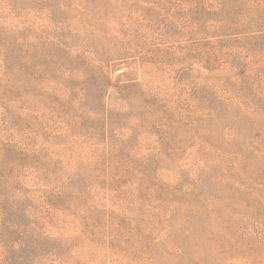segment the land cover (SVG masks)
I'll return each mask as SVG.
<instances>
[{
  "label": "rangeland",
  "instance_id": "1",
  "mask_svg": "<svg viewBox=\"0 0 264 264\" xmlns=\"http://www.w3.org/2000/svg\"><path fill=\"white\" fill-rule=\"evenodd\" d=\"M198 3L0 0V264H264V0Z\"/></svg>",
  "mask_w": 264,
  "mask_h": 264
},
{
  "label": "trees",
  "instance_id": "2",
  "mask_svg": "<svg viewBox=\"0 0 264 264\" xmlns=\"http://www.w3.org/2000/svg\"><path fill=\"white\" fill-rule=\"evenodd\" d=\"M196 1H198V0H196ZM202 1H203V4L198 3V8H204V9L210 8L211 0H202ZM194 4L195 3H191V5H194ZM187 23L188 22L184 21L183 22V26L186 27L188 25ZM225 70L226 71H224V74L228 73L229 76H230V79L227 82V87H228L229 90H233V87H231L229 84H236V83L242 81L241 76H242V74H244L245 71L241 70L240 72H236V71L232 72L231 70H228V68L225 69ZM261 81H264V76L263 75L261 77ZM252 82L253 83H257L258 82V71L255 70V69L253 70V80H252ZM169 87L172 88L174 91L177 90L173 86H169ZM169 87H167V88H169ZM225 91H226V89H225ZM228 92H230V91H228ZM174 103H176V101H174ZM177 105H179V104H177Z\"/></svg>",
  "mask_w": 264,
  "mask_h": 264
}]
</instances>
